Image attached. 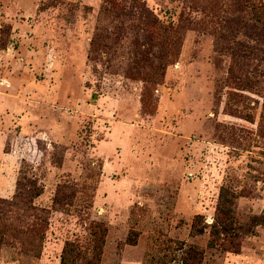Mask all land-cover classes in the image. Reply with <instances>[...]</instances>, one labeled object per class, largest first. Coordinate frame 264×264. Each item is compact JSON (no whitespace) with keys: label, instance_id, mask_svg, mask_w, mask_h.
<instances>
[{"label":"rangeland","instance_id":"obj_1","mask_svg":"<svg viewBox=\"0 0 264 264\" xmlns=\"http://www.w3.org/2000/svg\"><path fill=\"white\" fill-rule=\"evenodd\" d=\"M2 216L0 264H264V0H0Z\"/></svg>","mask_w":264,"mask_h":264},{"label":"trees","instance_id":"obj_2","mask_svg":"<svg viewBox=\"0 0 264 264\" xmlns=\"http://www.w3.org/2000/svg\"><path fill=\"white\" fill-rule=\"evenodd\" d=\"M135 3H138V0H134ZM146 21H147V29L148 37L150 40L154 39V37H157L158 39L160 36L163 38L164 32L167 31V28L165 26H162L159 24L158 20L155 17H151L150 14L146 16ZM223 196V195H222ZM221 196V198H222ZM222 203L220 202L219 208H221ZM196 218H200V216H197ZM3 219H7L4 216L2 218L0 217V249L2 245L6 243L7 238H13V239H18L21 238L22 236L25 235H30L31 238H33V244H34V249H35V254L39 255L40 253L38 252V248L40 245L38 242L43 241V233H39V230H36V226L34 223L31 225H28V229H23V228H17L16 226H13L12 223L9 225H3ZM10 221V220H8ZM194 231L202 232L199 228L194 225L193 228ZM103 234L99 237V243H102L103 239ZM212 246L213 244L210 243ZM101 249V246L98 247V250ZM97 250V249H96ZM94 253V257L91 260H88L85 264H99L100 262V251ZM80 254V251L78 250V247L74 245V243H68L66 244V247L63 251V256H62V264H69L70 258L75 259L77 256ZM203 260V252L202 250H199L195 247H190L184 254L182 263L181 264H202Z\"/></svg>","mask_w":264,"mask_h":264}]
</instances>
